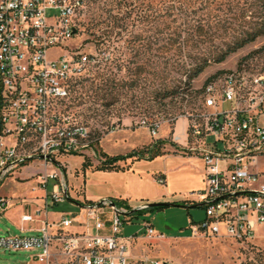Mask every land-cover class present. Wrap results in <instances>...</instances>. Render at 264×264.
I'll use <instances>...</instances> for the list:
<instances>
[{"label": "rangeland", "instance_id": "374dc122", "mask_svg": "<svg viewBox=\"0 0 264 264\" xmlns=\"http://www.w3.org/2000/svg\"><path fill=\"white\" fill-rule=\"evenodd\" d=\"M263 1H86L76 16L78 32L65 44L80 45L82 51L103 50L107 58L92 67L88 76L74 81L73 105L67 111L88 127L96 141V151L56 157L62 164L70 196L50 207L55 215L77 213L80 206L74 200H84L87 196L115 197L128 193L125 200L132 203L146 197H155L157 202L179 197L172 202L199 203L190 201V192L203 187L201 172L197 160L182 156L192 154L191 151L180 149L170 140L175 123L185 117L189 124L194 120L202 122L201 115L207 111L202 102L203 86L208 79L216 81L239 66L264 71V34L230 53L223 61H211L190 82L187 78L203 57L211 58L246 30L256 29L263 23ZM65 51L66 47L56 46L49 48L46 54L55 59ZM152 124L158 125L156 136L150 133ZM163 130L168 133L163 138L167 140L163 148L168 152L151 159L127 158L119 162L117 170L97 168L102 153L125 154L158 139L157 135ZM190 139L192 145L194 139ZM85 159L89 163L87 167L83 166ZM30 169L33 167L16 169L4 182L0 180V192L6 193L10 200L38 195L43 189L39 175H24ZM160 173H164L166 185L158 182ZM131 174L142 181L129 178ZM59 176H62L60 172ZM54 183L53 179L47 180L48 192ZM5 187L11 188L2 190ZM19 205L20 202L13 207L19 208ZM126 217L122 235H132L139 229L138 235L143 236V224L147 221L166 236L162 240L134 238L138 248L132 247L131 264H143L145 258L165 264H264V226L255 231L251 242L239 243L228 237L189 235L190 221L205 217L203 206H167L129 213ZM17 232L0 217V234ZM133 241L131 246H134ZM27 255L25 251L0 250V264H24L28 261Z\"/></svg>", "mask_w": 264, "mask_h": 264}, {"label": "built area", "instance_id": "2783aa9c", "mask_svg": "<svg viewBox=\"0 0 264 264\" xmlns=\"http://www.w3.org/2000/svg\"><path fill=\"white\" fill-rule=\"evenodd\" d=\"M86 1L0 0V179L39 159L44 210L69 198L56 157L95 152L88 127L65 108L71 83L107 58L103 50L82 51L80 45L65 44L78 32L76 16ZM56 46L66 51L48 58L47 50ZM203 92L207 111L201 123H188L186 133L202 139L204 185L190 192V201L202 204L205 217L190 221L189 235L249 243L264 226V71L233 69L207 83ZM157 128L149 125L153 136ZM173 139L179 140L176 135ZM48 179L55 180L49 192ZM157 179L164 184L162 176ZM10 203L0 197V213ZM81 206L80 214H59L55 233L45 220L36 235L0 234V250L25 251L42 264H131L136 233L121 234L128 208L116 205L113 198ZM143 226V237L166 238L149 222ZM142 262L165 264L147 258Z\"/></svg>", "mask_w": 264, "mask_h": 264}, {"label": "crops", "instance_id": "0c3cea01", "mask_svg": "<svg viewBox=\"0 0 264 264\" xmlns=\"http://www.w3.org/2000/svg\"><path fill=\"white\" fill-rule=\"evenodd\" d=\"M187 127H188V119L186 117L180 118L179 120H177L175 123V126H174L173 133L171 134L170 140L174 141L173 136H175V135L178 136L179 140L176 142L177 146H179L180 149H187V150L191 151L192 154L189 153V155H182V156H185L188 160H192V161L197 160L198 164L197 163L196 164L199 167V171L201 172L200 178H201L202 184L204 185V181H203L204 164H203L202 158L199 155V148L202 145V139L201 138H195L192 136H188L186 133ZM167 136H168L167 131L163 130L160 134L157 135V138L163 139ZM190 138L194 139V143L192 145L190 144V141H191ZM167 150L168 149L165 148V151H167ZM31 166L33 167V169L26 170V173H24V175L37 174L43 168L42 162L39 159H35V160H32V161L24 164L23 166H21L19 168V170L23 169L24 167L27 168V167H31ZM128 176H129V178L133 179L136 182L140 183L142 181L141 178L137 177L135 174H131ZM160 176H162L164 178V180H165L164 185H166L167 181H166V177H165L164 173H160ZM7 177H8V175L3 177L0 180L4 182ZM10 188L11 187H5V188H2V190L3 189L7 190ZM68 194H69V185H68ZM44 196H45V191L43 189H40L38 195H35L32 198H26L25 196H22V197L17 196L15 198H12L10 196V198H12L11 203L3 212L0 213V217L1 216L4 217L8 221L9 225L11 227H13L15 229V231H18L17 233H13V234H25V235L39 234L40 228L42 227L43 221H45V220H47L50 223L49 231L51 233H55V220L58 218V216L61 212L58 213L57 215H55V212L50 210V207L54 206L55 204L47 206L46 210H44V207H45ZM69 196H70V194H69ZM172 196L173 195H171V197ZM0 197H7L6 193L0 192ZM127 197H129L128 193L118 194L115 197L112 195H106V196H102V197L101 196H87L86 198H84V200L76 199V200H74V202L76 205L80 206V210L77 213H73L72 215L80 214L82 212V206L81 205L83 203H86L88 201H91V202L98 201V200L103 199V198L122 199V200L126 201L127 205L129 207H131L132 209L135 207H139L142 203H145V202H157V201H159L155 197H153V198L146 197V198H140L139 203H132V202L125 200V198L127 199ZM179 199L180 198L177 197V198L172 199V200L168 199V200H164V201L172 202V201L179 200ZM18 202H20V205L18 206L19 208L13 207ZM12 208H13V210H12ZM39 209L41 210V212L37 214L36 211ZM24 214H31V215H33V218L31 220H22L21 216ZM138 230L139 229H136L135 231H133V233H136L135 240L143 237V236L138 235L140 233V231H138ZM7 234H10V233H7ZM134 243L135 242L133 241V245H134ZM131 245H132V243H131ZM132 247H134L137 250L138 246L137 245L131 246V248H130L131 256L133 253ZM54 249H55V243H54ZM27 257H28L27 258L28 261H26L24 264H28V262H38L35 259L31 258L29 253H28ZM40 264H42V263H40Z\"/></svg>", "mask_w": 264, "mask_h": 264}, {"label": "trees", "instance_id": "16d2710c", "mask_svg": "<svg viewBox=\"0 0 264 264\" xmlns=\"http://www.w3.org/2000/svg\"><path fill=\"white\" fill-rule=\"evenodd\" d=\"M263 9H264V1H263ZM264 34V21L261 25H259L256 29H251L250 31L246 30L244 32L243 35H241L240 37L236 38L235 41H233L232 43L228 44L226 46V48L220 52H218L217 54L213 55L211 58L209 57H203L200 62L195 66V68L193 69V71L188 75V82H190L191 80H193L194 78H196L199 73L202 72V70L212 61V62H221L223 61L230 53L235 52L237 49L243 47L244 45H246L249 42L254 41L257 37L261 36ZM238 68H243L242 66H239ZM213 81V79H208L204 86H203V91H204V87L207 83ZM74 83H71L70 85V95L68 97V100L65 102V108L68 109L69 107H71L70 105H73V100L74 98L71 95V91H72V87L74 86ZM173 92V91H172ZM171 92V93H172ZM204 93V92H203ZM204 95V94H203ZM167 142L166 139H155L154 141H152L150 144L142 146V147H138V148H134L131 151L125 153V154H115V155H108L106 153H102L101 154V160L99 162V165L97 166L98 169H102V170H117L120 168L119 162L120 161H124L127 158H135V159H151L154 156L161 154L163 152H165L163 146L164 144ZM93 147L96 151V141H94L93 143ZM84 167L89 166L88 161H84L83 163ZM114 202L116 203V205L118 206H125L128 208V211H131L132 208L129 207L126 203V201L122 200V199H118V198H113ZM91 201H88V203H90ZM177 203L180 204H184V201H176ZM166 205H156V206H152V207H146V208H141V209H137L132 211L131 213L134 212H138V213H142L146 210H154V209H160V208H164L169 206L168 202H166ZM194 206H202V204L198 205L195 204Z\"/></svg>", "mask_w": 264, "mask_h": 264}, {"label": "water", "instance_id": "95a60500", "mask_svg": "<svg viewBox=\"0 0 264 264\" xmlns=\"http://www.w3.org/2000/svg\"><path fill=\"white\" fill-rule=\"evenodd\" d=\"M40 157H42V156L40 155ZM166 204L167 203L163 202V201H160V202H145V203H142L139 207L133 208L129 213H131L134 210L141 209V208L152 207V206H156V205H166ZM197 204L200 205L201 203H197ZM111 205H114V203L111 202ZM168 205L169 206L190 207V206H194L195 204H193V205H184V204H180V203H177V202H168Z\"/></svg>", "mask_w": 264, "mask_h": 264}]
</instances>
